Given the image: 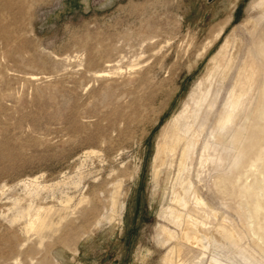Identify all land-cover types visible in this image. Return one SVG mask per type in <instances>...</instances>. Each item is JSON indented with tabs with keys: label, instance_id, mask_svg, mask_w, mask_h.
Returning a JSON list of instances; mask_svg holds the SVG:
<instances>
[{
	"label": "rangeland",
	"instance_id": "obj_1",
	"mask_svg": "<svg viewBox=\"0 0 264 264\" xmlns=\"http://www.w3.org/2000/svg\"><path fill=\"white\" fill-rule=\"evenodd\" d=\"M252 2L0 0V264H264Z\"/></svg>",
	"mask_w": 264,
	"mask_h": 264
},
{
	"label": "bare ground",
	"instance_id": "obj_2",
	"mask_svg": "<svg viewBox=\"0 0 264 264\" xmlns=\"http://www.w3.org/2000/svg\"><path fill=\"white\" fill-rule=\"evenodd\" d=\"M256 1L257 0H253V2H252V5H253V3H256ZM251 4V3H250ZM264 4V3H263ZM221 33L222 32H220L219 34H218V36H217V38L221 35ZM262 47H264L263 46V44H262ZM262 49V48H261ZM264 49V48H263ZM263 51V50H262ZM264 52V51H263ZM105 72V71H104ZM106 73V72H105ZM231 115V114H230ZM230 115L228 114V116H227V118L225 119V121L227 122V121H229V119H230ZM166 138V137H165ZM162 139V138H161ZM164 139V138H163ZM160 146V145H159ZM163 146V145H162ZM165 147H166V145H165ZM162 152V151H161ZM160 152V153H161ZM164 152V151H163ZM165 158H163V155H161L160 154V156H157V163L156 164H158L159 166L162 164V162H163V160H164ZM155 163V162H154ZM254 188H251V187H249V188H246L245 189V191H251V190H253ZM258 191H260V188H258L257 189ZM199 201L200 202H202V204H203V206L205 205V206H207L208 204H207V202H206V200H204L202 197H201V195L199 194ZM201 204V205H202ZM259 208H260V201L257 199V201H256V204H255V209H256V211H258L259 210ZM35 224V223H34ZM192 224V223H191ZM33 225V224H32ZM197 228V227H196ZM200 231L201 232H204V233H206V235H208L209 237H211V228H210V226L208 227V226H206V224L204 223V222H200ZM165 232L168 234V237L167 238H169V239H171V238H175L176 237V235H174L173 233H172V231H170L169 230V228H166L165 229ZM263 237H264V234L262 235ZM178 237V236H177ZM181 237H182V241H184V242H189V243H191L192 244V246H195V245H198L199 247L200 246H202V247H204V243H203V240H202V237L200 236V235H198V234H194V233H191L189 230H188V228L186 227L183 231H182V235H181ZM169 239L167 240V241H169ZM166 242V241H165ZM172 250L171 251H173V250H175L176 252H178L179 254L182 252V249H181V247H177V245H175V246H173L172 248H171ZM174 252V251H173ZM166 255H167V253H165ZM171 254H173V253H171ZM171 256V255H170ZM174 256V255H173ZM180 256V255H179ZM166 257H169V254H168V256H166ZM165 259H167V258H165ZM164 259V260H165ZM168 260V259H167ZM166 260V261H167ZM166 261H164V262H166ZM167 264V263H166ZM168 264H186L184 261H182V260H177V259H170L169 260V262H168ZM211 264H222V262L219 260V259H216L215 257L214 258H212V261H211Z\"/></svg>",
	"mask_w": 264,
	"mask_h": 264
},
{
	"label": "water",
	"instance_id": "obj_3",
	"mask_svg": "<svg viewBox=\"0 0 264 264\" xmlns=\"http://www.w3.org/2000/svg\"><path fill=\"white\" fill-rule=\"evenodd\" d=\"M208 2H212L213 0H207Z\"/></svg>",
	"mask_w": 264,
	"mask_h": 264
},
{
	"label": "crops",
	"instance_id": "obj_4",
	"mask_svg": "<svg viewBox=\"0 0 264 264\" xmlns=\"http://www.w3.org/2000/svg\"><path fill=\"white\" fill-rule=\"evenodd\" d=\"M208 3H210V2H208Z\"/></svg>",
	"mask_w": 264,
	"mask_h": 264
}]
</instances>
